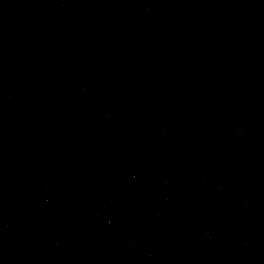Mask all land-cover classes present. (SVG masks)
Instances as JSON below:
<instances>
[{"label":"water","instance_id":"water-1","mask_svg":"<svg viewBox=\"0 0 264 264\" xmlns=\"http://www.w3.org/2000/svg\"><path fill=\"white\" fill-rule=\"evenodd\" d=\"M0 264H264V0H0Z\"/></svg>","mask_w":264,"mask_h":264}]
</instances>
